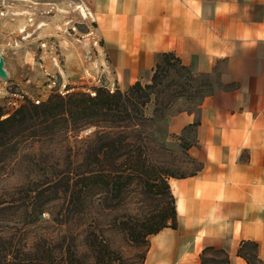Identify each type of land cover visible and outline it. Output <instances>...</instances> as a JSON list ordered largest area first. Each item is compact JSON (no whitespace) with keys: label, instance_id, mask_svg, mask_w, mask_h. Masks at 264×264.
Returning a JSON list of instances; mask_svg holds the SVG:
<instances>
[{"label":"crops","instance_id":"1","mask_svg":"<svg viewBox=\"0 0 264 264\" xmlns=\"http://www.w3.org/2000/svg\"><path fill=\"white\" fill-rule=\"evenodd\" d=\"M79 1L108 88L149 82L168 53L218 79L194 111L165 119L171 135L193 125L186 155L199 168L168 180L176 228L148 237L142 264H201L218 252L246 264L237 256L245 241L264 264V0Z\"/></svg>","mask_w":264,"mask_h":264},{"label":"rangeland","instance_id":"2","mask_svg":"<svg viewBox=\"0 0 264 264\" xmlns=\"http://www.w3.org/2000/svg\"><path fill=\"white\" fill-rule=\"evenodd\" d=\"M99 46L94 25L79 0H0V57L4 59L8 75L7 79L0 78L1 119L9 116L25 99L34 104L36 101L45 102L53 92L62 96L72 92L92 94L93 89L98 87L113 92V87L102 85V75L97 66ZM163 76L159 87L163 93L158 96L160 104H149L145 114L155 116L154 123L149 125L155 140L150 147L164 148L163 159L176 179L193 174L199 165L189 160L182 150L187 144L190 129L187 128L181 136L172 137L166 132L165 119L177 112L194 111L218 79L216 75H193L189 79L183 71L176 74L173 70ZM148 83L141 82L143 85ZM11 85H16L20 92L7 91ZM156 107L161 112L154 114ZM92 131H83L77 138L70 133L66 139H47L32 147H29L30 143L22 146L9 165L0 168V194H6L12 187L30 180H37L43 173L57 179L74 172L81 161L76 140L87 137ZM156 191L134 183L125 189L121 198L110 202L106 213L92 214L99 224L98 233L103 237L100 250L108 255L106 262L141 263L146 244L134 242V239L156 229L162 221V209H169L167 202L162 201ZM60 205L61 202L47 212L50 215L44 214L41 221L29 229L28 245L39 243L47 248L48 244L40 242V239L51 238L54 243L49 247L53 250L62 235L66 236L64 245H71L74 233L87 230L89 220L84 225L80 222L78 230L79 222L74 218L67 220L65 226H60L59 218L63 216L66 220L71 217L66 207ZM15 207L5 212L9 213L8 218L13 222H16V216L12 213H19ZM4 225L7 224L0 222V226ZM130 233H134L133 240ZM86 244L82 237L76 241L77 254L84 264H102V258H92ZM40 249L32 250L31 254L40 253ZM220 259L216 256L215 261Z\"/></svg>","mask_w":264,"mask_h":264},{"label":"trees","instance_id":"3","mask_svg":"<svg viewBox=\"0 0 264 264\" xmlns=\"http://www.w3.org/2000/svg\"><path fill=\"white\" fill-rule=\"evenodd\" d=\"M170 70L176 74L183 71L192 79L191 72L174 55L162 54L148 84L136 82L125 91L115 89L113 92L98 87L93 89L92 94L72 92L62 96L53 92L45 102L34 104L25 99L6 118L1 119L3 114H0V168L9 165L27 143L32 147L47 139H66L70 133L77 138L81 132L93 129L87 137L75 139L79 144L81 161L74 172L57 179L43 173L37 180H30L12 187L6 194H0V222L7 224L0 226V264H84L76 249L79 237H82L84 244L88 242L86 245L94 260L100 257L102 264H112L105 261L108 255L100 250L103 237L98 233L99 224L92 214L106 213L110 202L121 198L125 189L134 183L156 189V194L169 205V209H162L160 225L153 231L141 234L134 242H144L147 247L149 236L164 228H176L175 200L168 185V180L175 177L163 159L164 148L150 147L155 140L149 125L154 123L155 116L145 114L149 104H160L158 96L163 90L159 87L163 75ZM158 112L161 111L156 107L154 114ZM192 126L184 128L179 136L187 128L190 134ZM189 147L187 140L182 147L185 155ZM181 178L184 177L176 179ZM59 202V207H66L71 217L63 220L65 217L62 216L58 224L65 226L67 220L74 218L79 222L78 230L80 222L84 225L89 220L87 230L74 233L71 245H64L66 236L62 235L60 243L53 250L49 247L54 243L51 238L40 239V242L48 244L47 248L39 243L28 245L29 229L35 227L44 214L50 215L47 212ZM13 207L19 212L12 213L16 216V222L8 218L9 213H5ZM10 222H13L12 226ZM133 234L130 233L132 240ZM39 248L42 250L40 253L31 254L32 250ZM215 254L221 257L220 261L201 258V264H227L222 252ZM237 256L246 264H261L254 242H241ZM143 260L144 256L140 264Z\"/></svg>","mask_w":264,"mask_h":264},{"label":"water","instance_id":"4","mask_svg":"<svg viewBox=\"0 0 264 264\" xmlns=\"http://www.w3.org/2000/svg\"><path fill=\"white\" fill-rule=\"evenodd\" d=\"M80 27V26H79ZM0 78L2 79H7L8 75L4 69V59L0 57ZM102 85L106 86L107 82L102 81ZM7 91L13 92V93H19L20 89L16 85H11L10 87L7 88Z\"/></svg>","mask_w":264,"mask_h":264},{"label":"built area","instance_id":"5","mask_svg":"<svg viewBox=\"0 0 264 264\" xmlns=\"http://www.w3.org/2000/svg\"><path fill=\"white\" fill-rule=\"evenodd\" d=\"M102 81H104V80H102ZM35 104H39V101H36Z\"/></svg>","mask_w":264,"mask_h":264},{"label":"bare ground","instance_id":"6","mask_svg":"<svg viewBox=\"0 0 264 264\" xmlns=\"http://www.w3.org/2000/svg\"><path fill=\"white\" fill-rule=\"evenodd\" d=\"M83 11V10H82ZM83 13V12H82Z\"/></svg>","mask_w":264,"mask_h":264}]
</instances>
